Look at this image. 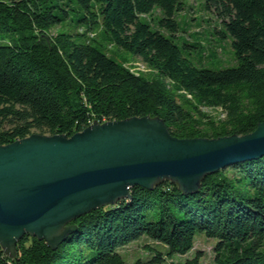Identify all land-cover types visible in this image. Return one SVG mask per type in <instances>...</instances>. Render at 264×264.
<instances>
[{"label":"trees","instance_id":"1","mask_svg":"<svg viewBox=\"0 0 264 264\" xmlns=\"http://www.w3.org/2000/svg\"><path fill=\"white\" fill-rule=\"evenodd\" d=\"M204 3L230 40L234 66H199L184 54L175 40L182 0H0V33L14 35L0 40V144L145 115L160 117L178 138L255 130L264 120V0ZM98 26L102 38L139 57L184 98L104 52L90 36ZM199 104L220 106L226 116L211 119ZM130 192L72 220L75 230L54 249L29 234L14 256L0 246V264H128L119 249L142 237L165 250L146 245L151 257L132 264H163L191 251L197 234L216 240L214 264H264V155L207 174L196 192L170 181ZM201 255L169 264H202Z\"/></svg>","mask_w":264,"mask_h":264},{"label":"water","instance_id":"2","mask_svg":"<svg viewBox=\"0 0 264 264\" xmlns=\"http://www.w3.org/2000/svg\"><path fill=\"white\" fill-rule=\"evenodd\" d=\"M264 155V120L255 130L178 138L158 116L93 121L72 135L31 133L0 144V246L14 256L25 235L56 248L77 217L131 198V187L170 181L196 192L224 166Z\"/></svg>","mask_w":264,"mask_h":264},{"label":"rangeland","instance_id":"3","mask_svg":"<svg viewBox=\"0 0 264 264\" xmlns=\"http://www.w3.org/2000/svg\"><path fill=\"white\" fill-rule=\"evenodd\" d=\"M182 3L183 8L175 14L180 24V29L177 32L175 40L182 47L184 54L199 66L217 69L236 65L237 61L233 54L230 40L221 37L218 32L221 28L220 20L212 10L205 7L204 0H182ZM157 15L158 11L155 12L154 16L156 17ZM143 19L145 18L143 17ZM69 28L74 29L75 24H70ZM80 29H83V27H80ZM92 31L90 36L98 39L97 43L101 49L112 56L116 61L121 62L130 71L164 84L167 88L175 92L179 99L184 98L183 93L177 90L176 86L171 81L162 77L159 72L143 62L139 57L120 48L115 43L102 38L100 34L101 27L98 26ZM13 36V33L2 32L0 33V40L7 41ZM183 42L191 44L190 46L184 47L182 44ZM192 43H196L197 45L193 47ZM191 101L194 100L191 99ZM198 106L202 113L216 121H220L226 116V112L220 106H209L204 104H199ZM215 243L216 240L214 238H209L204 234H197L194 247L191 251L185 255H175L171 259L167 258L166 262L163 264H169L171 261L192 257L198 252L202 254L200 258L202 264H214ZM146 245L156 247L163 251L165 250L164 247L161 248L157 242L147 237H142L139 240L124 245L119 250L125 261L128 264H132L137 259L141 258L144 260L151 257V251L145 248Z\"/></svg>","mask_w":264,"mask_h":264},{"label":"bare ground","instance_id":"4","mask_svg":"<svg viewBox=\"0 0 264 264\" xmlns=\"http://www.w3.org/2000/svg\"><path fill=\"white\" fill-rule=\"evenodd\" d=\"M133 72V71H132ZM188 97H190V95H188Z\"/></svg>","mask_w":264,"mask_h":264}]
</instances>
